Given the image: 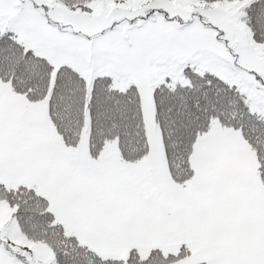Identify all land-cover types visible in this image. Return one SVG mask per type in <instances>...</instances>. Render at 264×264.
Masks as SVG:
<instances>
[{
  "label": "snow or ice",
  "instance_id": "obj_1",
  "mask_svg": "<svg viewBox=\"0 0 264 264\" xmlns=\"http://www.w3.org/2000/svg\"><path fill=\"white\" fill-rule=\"evenodd\" d=\"M0 264H264V0H0Z\"/></svg>",
  "mask_w": 264,
  "mask_h": 264
}]
</instances>
